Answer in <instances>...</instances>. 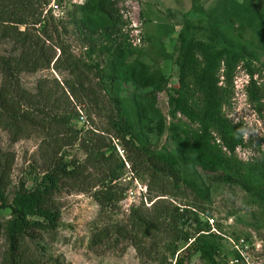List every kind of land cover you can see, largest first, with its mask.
I'll return each instance as SVG.
<instances>
[{
	"label": "rangeland",
	"instance_id": "rangeland-1",
	"mask_svg": "<svg viewBox=\"0 0 264 264\" xmlns=\"http://www.w3.org/2000/svg\"><path fill=\"white\" fill-rule=\"evenodd\" d=\"M85 1L59 0L61 13L45 16L48 41L44 42L45 48L52 46L56 58L60 55L58 48H62L73 60L91 67L92 74L85 89L76 87V98L70 97L65 84L73 85L74 76L67 70L65 58H59L49 70L19 76L21 88L30 96L49 93L50 99L59 105V113L67 122L65 127L78 133L75 135L78 140L73 145L61 147L58 158L84 167L86 155L81 144L91 145L96 136L102 134L115 117L112 102L116 99L134 129L136 145L155 154L174 157L182 176L201 189L209 190L210 199L197 206L182 188L175 193L176 199L159 197L157 191L147 188L145 176L141 179L142 175L132 171L121 147L112 140L117 155L113 164H118L119 158L125 165L122 177L115 185L117 201L112 207H102L95 201L93 195L100 190L105 175L85 166L82 180L74 185H64L55 197L60 221L54 236L38 235L26 240L22 248L25 264H169L175 258L172 253L183 250L182 243L174 244L173 231L193 233L197 218L204 228L207 219L213 222L217 234L211 233V228L209 233L219 238L211 239L220 248L217 264H230L233 258L229 240L240 239L251 246V262L264 264V200L226 181L228 173L223 169L200 167L190 150L199 123H191L175 114L170 106L177 91L181 38L185 42L209 45L215 51L230 49L245 54L258 71L254 80L260 98L256 101L248 99L245 90L249 78L239 67L229 89V101L222 112L233 124L242 126L245 145L237 148L233 156L224 151L221 154L243 172L258 166L259 158L264 154V8H261L264 0H119L117 7L123 25L117 40L128 46L129 56L119 75V83L115 85L109 81L110 60L103 53L113 44L104 33L106 20L87 12L73 11V6H82ZM42 44L39 42L38 47ZM92 46L94 53H90ZM15 49L17 47L9 41L0 43V57L17 58L19 52ZM132 61L142 64L148 74L163 76L166 84L144 90L136 87L128 69ZM1 82L0 72V87ZM80 116L84 118L83 122ZM73 131L69 133L74 138ZM42 136L30 133L12 141L0 130V176H4L7 184L9 200L21 188L32 189L46 173L51 160ZM211 144L220 150L217 141ZM126 166L134 178L146 186L148 200L153 204L166 200L158 207L159 212H163L159 218H155L159 212L153 211V204L146 207L136 200L124 205L126 191L132 187L123 181L128 175ZM218 177L226 180L215 183L213 179ZM185 206L197 217L189 213L181 217ZM132 213L150 222L154 231L147 234L142 228L136 233L129 220ZM111 228H119L125 235L113 234L107 241L91 247L93 235ZM174 246L177 247L174 249ZM6 251L7 244L2 238L0 264ZM190 263L208 264L198 254L191 255Z\"/></svg>",
	"mask_w": 264,
	"mask_h": 264
},
{
	"label": "trees",
	"instance_id": "trees-1",
	"mask_svg": "<svg viewBox=\"0 0 264 264\" xmlns=\"http://www.w3.org/2000/svg\"><path fill=\"white\" fill-rule=\"evenodd\" d=\"M118 2L119 0H86L82 6H73L74 12L101 16L107 22L104 33L113 44L103 53L110 60L109 81L112 85L119 83V75L129 56L128 46L117 40L123 25ZM47 4L48 0H0V43L9 41L17 47L15 51L19 52L17 58L0 57V130L6 132L12 141H18L30 133L43 135L45 151L50 152L51 160L38 184L30 190L21 188L10 200L6 193L4 176H0V241L4 238L7 244L1 264H25L22 248L26 240H32L38 235L49 238L54 236L60 221V214L54 205L55 197L64 185H74L82 180L85 166L105 175L104 183L94 193L93 198L102 207H112L113 202L117 201L115 185L121 179L125 168L124 162L119 158L118 164H113L117 155L112 140L117 141L121 147L125 161L132 171L136 175H142L141 179L145 176L148 181L147 188L157 191L159 197L176 199L175 193H179V188H182L197 206H202L210 199L209 190L201 189L196 183L182 176L174 157L155 154L146 147L136 145L134 129L116 99L112 102L116 110L115 117L102 134L97 135L96 141L91 145L81 144L86 155L84 167L77 162H65L64 158H58L61 147L73 145L78 140L75 136L78 133L65 127L67 122H64L59 113V105L56 100L50 99L49 93L41 92L35 97L30 96L21 88L19 76L49 70L51 65H56L59 58H65L67 70L74 76V84L65 85L70 97L76 98V87L85 89L84 85L92 71L90 66L73 60L62 48H58V58L55 57L52 46L45 48L48 26L43 11ZM20 28H24V31H20ZM83 28L87 29L86 26ZM39 42L43 43L41 47H38ZM181 43L177 91L170 100V106L175 114L183 116L191 123H199V131L194 135L190 146L192 155L200 167L209 170L223 169L228 173L225 177L227 180L218 177L213 179L215 183L229 181L264 200V154H261L256 168L245 172L221 154L224 151L233 156L237 148L245 145L242 126L233 124L222 112L229 101V89L236 71L242 67L246 72L249 83L245 91L248 99L252 101L260 98V91L254 80L258 71L252 67L245 54H239L235 50L215 51L209 45L185 42L183 38ZM94 51L92 46L90 53ZM128 67L133 84L140 89L161 88L166 84L163 76L158 73L148 74L142 64L132 61ZM69 131L74 132V138ZM212 141L219 143V151L211 144ZM165 201H156L153 211L158 213V207ZM133 213L129 220L132 221V229L136 233L142 228L147 234L154 231L150 222L137 218ZM188 213L197 217L188 206L184 207L180 216L184 217ZM162 214L163 212H159L155 218ZM195 223L197 226L193 233L173 231L174 244L182 243L183 250L174 251L172 256L175 258L169 264H191L192 254H198L208 264H217L216 255L220 248L211 239L219 238L209 233L207 222L206 228L201 227L198 218ZM113 234L125 235V232L119 228L101 230L93 235L91 247L107 241Z\"/></svg>",
	"mask_w": 264,
	"mask_h": 264
},
{
	"label": "built area",
	"instance_id": "built-area-1",
	"mask_svg": "<svg viewBox=\"0 0 264 264\" xmlns=\"http://www.w3.org/2000/svg\"><path fill=\"white\" fill-rule=\"evenodd\" d=\"M61 10L62 7L61 4H59V0H49L47 6L43 11V16H56L57 14L61 13ZM79 119L82 122L84 121V118L82 116H80ZM126 167H127L128 175L127 178H125L123 181L124 183H129L132 187L126 191L124 205L129 203L132 204L136 202V200H138L139 202H141L140 204L146 207L151 206L153 202L148 200V198L146 197L147 195L146 186L138 182V180L134 178L129 167L128 166ZM207 222L209 223L208 225L211 228V233L217 234L216 230L212 226L213 225L212 220L207 219ZM229 243L231 246V252L233 254L232 257L233 259L231 260L230 264H253L251 262V258L249 257L251 246L244 239L234 240V241L229 240ZM174 263L175 262H172L171 264Z\"/></svg>",
	"mask_w": 264,
	"mask_h": 264
}]
</instances>
